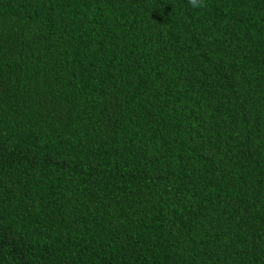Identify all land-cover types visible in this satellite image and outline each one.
Wrapping results in <instances>:
<instances>
[{
	"label": "trees",
	"instance_id": "obj_1",
	"mask_svg": "<svg viewBox=\"0 0 264 264\" xmlns=\"http://www.w3.org/2000/svg\"><path fill=\"white\" fill-rule=\"evenodd\" d=\"M0 0V264H264V0Z\"/></svg>",
	"mask_w": 264,
	"mask_h": 264
},
{
	"label": "clouds",
	"instance_id": "obj_2",
	"mask_svg": "<svg viewBox=\"0 0 264 264\" xmlns=\"http://www.w3.org/2000/svg\"><path fill=\"white\" fill-rule=\"evenodd\" d=\"M190 6L196 9L207 7L206 0H188Z\"/></svg>",
	"mask_w": 264,
	"mask_h": 264
}]
</instances>
